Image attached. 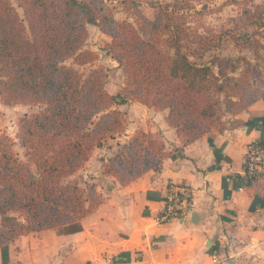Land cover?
Here are the masks:
<instances>
[{"label":"trees","instance_id":"trees-1","mask_svg":"<svg viewBox=\"0 0 264 264\" xmlns=\"http://www.w3.org/2000/svg\"><path fill=\"white\" fill-rule=\"evenodd\" d=\"M119 1L134 22L108 14L105 0H0V98L8 106L42 107L22 121L25 159L10 137H0L3 260L21 236L80 232L83 220L103 204L96 183L83 186L71 177L97 147L124 131L120 106L138 102L168 110L167 124L185 146L236 126L238 120L227 126L228 117L264 98V6L245 4L241 25L225 30L238 57L199 63L196 59L202 61L223 34L201 35L189 16L203 10H196L192 0ZM89 26L109 39L106 52L124 72V85L116 94L107 90L108 69L96 64V52L85 48ZM248 28L253 31L242 32ZM255 142L264 147V138ZM168 155L160 136L139 129L122 153L105 164L103 174L127 186ZM259 179L252 177L251 183ZM16 213L21 215H11Z\"/></svg>","mask_w":264,"mask_h":264},{"label":"crops","instance_id":"crops-1","mask_svg":"<svg viewBox=\"0 0 264 264\" xmlns=\"http://www.w3.org/2000/svg\"><path fill=\"white\" fill-rule=\"evenodd\" d=\"M122 106L142 113L133 132L142 127L161 136L166 159L127 186L105 180L104 202L80 232L21 236L9 245L7 260L0 251V264H100L106 255L115 264H264V176L251 183L244 170L249 145L264 138V98L240 113L236 126L185 146L167 124L168 110ZM170 186L191 190V212L162 224Z\"/></svg>","mask_w":264,"mask_h":264},{"label":"rangeland","instance_id":"rangeland-1","mask_svg":"<svg viewBox=\"0 0 264 264\" xmlns=\"http://www.w3.org/2000/svg\"><path fill=\"white\" fill-rule=\"evenodd\" d=\"M14 1V0H12ZM143 2H148L150 0H139ZM156 2H173L174 0H154ZM250 0H192V3L196 6V10H203L201 14L191 13L189 16V21L192 22L193 26H198L201 35L212 36V35H222L221 43L211 51H209L202 61L196 59L199 63H210L212 58L216 56L220 57H238L239 54L234 48L233 43L225 35V30L234 28L235 26H240L239 22L242 9L245 4H248L250 8L264 6V0H253V4L249 3ZM105 6L107 13L112 15L117 20H129L134 22V18L130 17L129 14L123 8L122 3L119 0H105ZM143 9L148 16L151 15V11L146 3L143 4ZM252 32L253 28H248L247 30H242V32ZM109 39L104 37L100 30L95 26H89V38L85 48H88L98 55V61L96 64L104 65L108 69V91L112 94H116L124 85V72L119 68L118 63L115 62L106 52V47L109 44ZM188 48V47H187ZM188 53L189 49L186 50ZM244 55L249 59L253 60L254 56L252 53L245 51ZM71 61L68 62L70 64ZM77 69L88 71L90 66L79 67L75 66ZM264 94V87L262 89ZM121 112L124 114L125 129L122 133L117 134L114 139L105 141L99 147H97L89 161L92 159V168L87 164L83 169H80L75 175L71 177L72 180H77L81 182L84 186V182H94L98 185V190L100 191V186L107 179L116 180L115 178H109L104 176V166L107 164L111 158L116 154L122 153V147L126 145L129 140L134 136V134L139 130L143 129L138 127L135 132H133L135 126L140 122V116L142 113L135 110L133 106H122ZM42 109L41 106L37 105H26L19 104L14 106L5 105L0 98V137L8 136L15 142V150L21 159H25L26 149L23 148L21 144V136L23 134V124L22 121L26 116L33 113L39 112ZM242 113V112H241ZM227 126L231 127L237 120L235 116L228 117ZM132 133V136L126 140L124 136ZM158 135V134H157ZM159 136V135H158ZM161 137V136H160ZM88 161V162H89ZM106 161V162H105ZM87 162V163H88ZM101 167V172H99V167ZM92 170V171H91ZM117 181V180H116ZM15 216H20L21 214H11ZM1 221V215H0Z\"/></svg>","mask_w":264,"mask_h":264},{"label":"built area","instance_id":"built-area-1","mask_svg":"<svg viewBox=\"0 0 264 264\" xmlns=\"http://www.w3.org/2000/svg\"><path fill=\"white\" fill-rule=\"evenodd\" d=\"M247 171L245 176L251 182L252 177L261 178L264 175V147L253 141L249 147L246 157ZM192 192L187 186H170L167 209L159 218V223L165 224L174 220L183 221L191 212ZM100 264H115L112 256H103Z\"/></svg>","mask_w":264,"mask_h":264}]
</instances>
